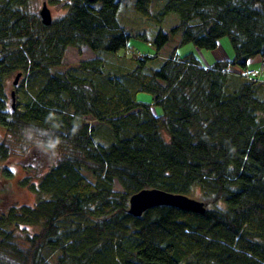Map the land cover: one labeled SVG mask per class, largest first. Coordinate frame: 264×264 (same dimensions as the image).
I'll return each instance as SVG.
<instances>
[{
    "label": "trees",
    "instance_id": "1",
    "mask_svg": "<svg viewBox=\"0 0 264 264\" xmlns=\"http://www.w3.org/2000/svg\"><path fill=\"white\" fill-rule=\"evenodd\" d=\"M48 1L67 13L46 27L30 0H0V161L59 156L37 184L21 181L34 206L0 212V264H264V73L243 76L264 60V0H133L159 26L178 16L154 57L129 47L141 36L119 21L126 0ZM178 35L205 51L227 39L233 58H161ZM68 48L95 59L53 74ZM152 189L199 195L206 213L130 215V198Z\"/></svg>",
    "mask_w": 264,
    "mask_h": 264
},
{
    "label": "rangeland",
    "instance_id": "2",
    "mask_svg": "<svg viewBox=\"0 0 264 264\" xmlns=\"http://www.w3.org/2000/svg\"><path fill=\"white\" fill-rule=\"evenodd\" d=\"M162 1L164 2L165 0ZM160 3V0H157L154 7L157 9ZM44 4H46L50 10L53 21L64 17L67 13L66 10L50 6L48 0H30L29 11L35 14H40ZM119 21L128 30H132L133 35L141 36L130 40L129 47L131 50L138 52L140 55H149L151 57H154L157 54L156 47L151 44V41L156 39L159 33L170 34L171 30L179 24V19L176 15H170L166 22L160 26L142 19L133 11V0H126L123 2L119 12ZM144 37L145 40H148V43L144 41ZM173 52H175L179 58L193 56L204 68H211L218 62L228 61L233 58V51L227 39L221 40L216 50L205 51L195 47L193 44L182 45L181 37L178 35L172 37L170 43L163 48L158 55L165 59L170 57ZM258 58L259 57H256L255 60L259 61L260 59ZM92 59H95V56L87 48H83L82 50L68 48L65 53L63 66L54 69L52 73H62L65 71L66 67H72L81 62ZM230 68L237 70L234 67ZM18 73L19 72L14 73L7 79L8 109L13 105L15 106L18 102L17 93L15 91L16 87L13 85ZM22 79L23 78L21 77L19 84ZM262 80H264V76H262ZM12 93L15 94V104L12 100ZM137 101L151 104L152 96L147 93H140L137 96ZM151 110L156 117H160L163 114L160 107L151 106ZM163 136L167 138L166 135L163 134ZM4 137L5 131L0 128V142ZM58 161V155H46L45 153L32 154V152L25 157L12 158L7 162L0 161V212H4L12 206H34L38 202V197L27 188L22 187L20 184L21 181L29 179L37 184L40 176L46 174L49 167L55 165ZM114 190L116 192H122V188L117 182L114 184ZM189 198L202 202L199 195Z\"/></svg>",
    "mask_w": 264,
    "mask_h": 264
},
{
    "label": "water",
    "instance_id": "3",
    "mask_svg": "<svg viewBox=\"0 0 264 264\" xmlns=\"http://www.w3.org/2000/svg\"><path fill=\"white\" fill-rule=\"evenodd\" d=\"M89 1L93 2L95 0ZM39 16L44 26L49 27L52 25V15L46 4H44ZM21 77V73L17 74L13 83L15 87L18 86ZM12 100L15 104L14 93H12ZM12 108L14 109V105L12 106ZM156 207H173L180 211L190 212L198 215H204L207 210L203 202L197 201L184 195L171 194L158 189L143 190L133 195L129 201V213L135 218L142 217L143 214L148 210Z\"/></svg>",
    "mask_w": 264,
    "mask_h": 264
},
{
    "label": "built area",
    "instance_id": "4",
    "mask_svg": "<svg viewBox=\"0 0 264 264\" xmlns=\"http://www.w3.org/2000/svg\"><path fill=\"white\" fill-rule=\"evenodd\" d=\"M263 73H264V60H262L261 68L259 70L257 71L247 70L243 73V76L252 81H257L260 80Z\"/></svg>",
    "mask_w": 264,
    "mask_h": 264
},
{
    "label": "crops",
    "instance_id": "5",
    "mask_svg": "<svg viewBox=\"0 0 264 264\" xmlns=\"http://www.w3.org/2000/svg\"><path fill=\"white\" fill-rule=\"evenodd\" d=\"M258 59H260V58H258ZM259 66H260V60L259 61L258 60L256 61L255 59H253L249 63V68H251V69H258Z\"/></svg>",
    "mask_w": 264,
    "mask_h": 264
}]
</instances>
